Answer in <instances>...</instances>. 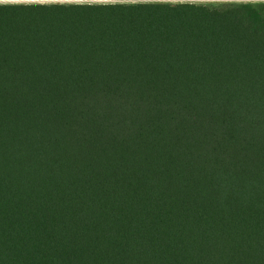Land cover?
<instances>
[{
    "label": "trees",
    "instance_id": "obj_1",
    "mask_svg": "<svg viewBox=\"0 0 264 264\" xmlns=\"http://www.w3.org/2000/svg\"><path fill=\"white\" fill-rule=\"evenodd\" d=\"M0 264H264V0H0Z\"/></svg>",
    "mask_w": 264,
    "mask_h": 264
},
{
    "label": "rangeland",
    "instance_id": "obj_2",
    "mask_svg": "<svg viewBox=\"0 0 264 264\" xmlns=\"http://www.w3.org/2000/svg\"><path fill=\"white\" fill-rule=\"evenodd\" d=\"M42 1H44V0H42ZM65 1H72V0H65ZM82 1H147V0H82ZM168 1H220V0H168ZM222 1H229V0H222ZM255 1H257V0H255Z\"/></svg>",
    "mask_w": 264,
    "mask_h": 264
},
{
    "label": "water",
    "instance_id": "obj_3",
    "mask_svg": "<svg viewBox=\"0 0 264 264\" xmlns=\"http://www.w3.org/2000/svg\"><path fill=\"white\" fill-rule=\"evenodd\" d=\"M31 1H34V0H31Z\"/></svg>",
    "mask_w": 264,
    "mask_h": 264
}]
</instances>
